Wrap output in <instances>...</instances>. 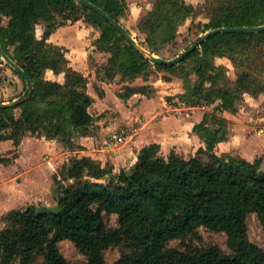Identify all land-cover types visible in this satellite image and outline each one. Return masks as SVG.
Returning <instances> with one entry per match:
<instances>
[{"label":"trees","instance_id":"1","mask_svg":"<svg viewBox=\"0 0 264 264\" xmlns=\"http://www.w3.org/2000/svg\"><path fill=\"white\" fill-rule=\"evenodd\" d=\"M89 1L120 23L129 9L127 0ZM203 8L210 19L204 34L264 25V0H203L198 6L186 0H156L138 30L155 54ZM79 13L101 30L97 49L111 54L103 80L117 75L134 80L152 66L172 70L194 60L197 80H186L185 93L178 97L190 106L217 104L195 126L206 146L185 158L176 151L164 155L161 146L152 143L140 150L129 170L117 174L92 157L72 158L54 174L55 206L32 205L3 214L7 226L0 230V264H34L37 256L44 264H68L59 247L63 240L73 241L88 264H107L106 251L117 245L125 250L114 264H264V248L251 240L248 224L256 214L264 231V170L257 161L215 152L226 139L221 133L227 119L221 114L236 113L246 93L264 92L259 80L264 31L215 34L179 64L166 66L152 63L109 20L79 0H0V44L33 80L31 95L26 85L17 106L0 109V143L13 140L18 146L28 136L62 140L71 138L73 130L89 132L95 118L89 112L93 98L88 79L70 66L63 47L48 42L65 20H78ZM40 22L46 24L42 38L36 35ZM218 57L234 64L235 80L217 64ZM47 70L65 73V82L46 79ZM128 90L145 93L141 87ZM105 214L117 215V226H109ZM201 227L224 232L228 251L218 245L169 246L173 240L198 235Z\"/></svg>","mask_w":264,"mask_h":264},{"label":"rangeland","instance_id":"2","mask_svg":"<svg viewBox=\"0 0 264 264\" xmlns=\"http://www.w3.org/2000/svg\"><path fill=\"white\" fill-rule=\"evenodd\" d=\"M186 1L188 3H193L196 6L203 2V0ZM155 2L156 0H127L129 9L121 17L122 24L132 33L137 43L148 50V45L145 42V34L138 30V26L141 18L154 8ZM77 16L78 20H65L62 24H76L80 30L87 27L95 28V30H92V34L89 35V39L94 38V35L97 34L96 30L101 36V30L87 22L85 13H79ZM209 20L207 10L204 8L199 9V13L195 17H189L180 25L176 38L161 45L155 55L166 59L177 57L204 35L202 29L203 26L209 22ZM41 26H44L43 30L45 31L46 24H44V22H40L36 26V35L40 34L39 30H41ZM97 40L98 39L95 41H89L90 44L93 43V47L92 45L88 47V70L96 71V73L99 70L100 75L98 76L102 78L105 74L104 66L108 65L111 54L109 52L104 53L103 51L98 50V45L96 43ZM63 52L66 54L64 48ZM217 64L226 67L228 76L231 80H235L237 78V69L228 57ZM193 65L194 60L190 59L185 63H181V65H178V67L172 70H163L152 66L144 74L135 78L133 81H138V86L143 88L147 95L154 92L152 89L154 86L152 82H158L160 80H177L182 82L185 88L186 80L193 83L197 80V76L192 70ZM4 68L5 73L2 78V83L9 79L7 75L8 69L13 72L15 70L9 66L8 63ZM14 74L16 73L14 72ZM61 74H63L62 83H64L65 73ZM86 77L89 82L90 77H92V73H89V76ZM259 80L264 86V70L260 73ZM22 81L25 91L27 83L24 80ZM20 97L21 95L19 98ZM167 98L172 100V97ZM179 102L180 103L177 101L178 105L183 107L188 108L190 106L184 104L180 99ZM203 105L205 104L201 103L197 106ZM216 105L217 104H214L213 106L209 105L206 115L213 112ZM186 108H183L182 114L186 112ZM224 113L221 114L222 117H224ZM227 114L232 119L229 120L224 117L227 119V123L221 133V136L226 137V139L219 142L220 144L218 143L215 146V152L223 156L233 155L252 162L257 161L259 162L261 169L264 170V92L258 94L246 93L239 110L236 113L228 112ZM78 133V130H73L71 138L66 136L62 140L56 139L62 144V146L71 152V154L67 156L69 159L68 162H70L74 157H79L77 156L78 153L74 155V151L80 149V146L75 143V140H73L79 136ZM102 144L103 143L99 145L100 150L103 149ZM20 154L19 145L16 149H6V152L0 153V158L6 159V161L0 163V230L7 226V223L3 218V214L10 210L25 209L32 205L38 208L50 209V207L55 206L57 202L54 174L62 167L63 164L57 165V167L51 162L46 164L45 162L47 161V158L43 155L41 157V161L44 165L42 166H37L36 168L27 170L24 164L28 161L29 157L26 156L23 157L22 161L18 162L19 167H11V164H14L20 158ZM2 155H4V157H2ZM99 157L100 156H93V159L99 161L104 166V159ZM105 166L110 167L111 165L110 163H107ZM108 179L109 176L106 177V180ZM105 221L111 227L117 226V215L105 214ZM248 224L251 240L264 248V231L256 214L250 215ZM186 245L201 247L218 245L225 251H228L227 237L225 233L212 231L205 227L199 228L198 235H188L185 238L173 240L169 243L170 247L179 249H185ZM59 247L61 253L67 259L68 264H88L87 257L81 253L73 241L63 240L59 243ZM124 250V246L122 245L112 246L109 248L105 254L107 264H114L115 261L122 256ZM34 264H44V259L41 256H37Z\"/></svg>","mask_w":264,"mask_h":264},{"label":"crops","instance_id":"3","mask_svg":"<svg viewBox=\"0 0 264 264\" xmlns=\"http://www.w3.org/2000/svg\"><path fill=\"white\" fill-rule=\"evenodd\" d=\"M43 29L44 26H41L38 38L42 37ZM92 30L95 28L87 27L80 30L76 24H65L59 26L48 38V42L65 49L66 57L75 70L84 76L92 73L88 93L92 96L93 103L89 107V112L95 120L87 134L78 133L79 136L73 139L80 146V149L74 151V155L78 153L79 157L92 158L100 156L99 158L104 159V166L110 163L113 173L117 174L121 169L129 170L136 163L140 150L152 143L159 144L164 155L176 151L185 158L194 156L200 148L205 147L206 144L195 131V126L203 122L209 105L184 107L186 112L179 116L166 114L172 109V105L180 103L178 96L185 93L182 82L177 80L152 82L154 92L147 95L144 92H129L128 89L139 87L138 81L123 79L121 75H117L111 81L103 80L96 71L88 70V47L93 44L89 41H95L100 37L96 30L94 38L89 39ZM224 59L226 57H218L216 62L220 63ZM7 75L9 79L0 85V102L4 103L18 99L24 93V84L20 76L9 69ZM45 77L62 83L63 74L56 75L54 71L47 70ZM167 97H172V100ZM227 113L223 114L224 117L232 119ZM119 130L130 134L124 149L114 153L102 152L99 145L113 132ZM19 147L20 158L11 164V167H19L18 162L28 156V161L24 164L27 170L44 165L41 161L43 155L47 158L46 164L51 162L57 167L68 162L67 156L71 154L59 141L47 139L45 136L25 137ZM16 148L13 140L0 143V153L6 152V149Z\"/></svg>","mask_w":264,"mask_h":264},{"label":"water","instance_id":"4","mask_svg":"<svg viewBox=\"0 0 264 264\" xmlns=\"http://www.w3.org/2000/svg\"><path fill=\"white\" fill-rule=\"evenodd\" d=\"M81 3L87 5L91 9L97 11L100 13L103 17H105L111 24H113L125 38L131 42L136 48L147 56L150 61L154 64H162L166 66H174L176 64H179L182 62L189 54H191L193 51L198 49L207 39H209L211 36L218 34V33H224V32H246V33H251V32H262L264 31V25L260 26H252V27H224V28H217L208 31L205 33L203 36H201L197 41H195L191 46H189L184 52H182L180 55H178L175 58L172 59H166L164 57L156 56L153 54L150 50L142 47L140 44L137 43L136 39L132 35V33L120 22H118L115 18H113L111 15H109L104 9L101 7L93 4L89 0H79ZM0 55L4 58V60L14 68L20 76L26 81L27 83V90L29 94L31 95L33 92V80L32 78L28 75V73L20 67L4 50L2 45L0 44ZM22 98L14 99L10 102H0V109H5L9 107H14L17 106Z\"/></svg>","mask_w":264,"mask_h":264},{"label":"built area","instance_id":"5","mask_svg":"<svg viewBox=\"0 0 264 264\" xmlns=\"http://www.w3.org/2000/svg\"><path fill=\"white\" fill-rule=\"evenodd\" d=\"M6 61L4 58L0 55V85L2 84V78L5 73V66ZM183 106L181 105H172V109L167 111L166 114H174L176 116H179L183 111ZM130 134H128L126 131H115L112 133V135L107 138L103 144H102V151L104 153H114L115 151H119L124 149V144L129 140Z\"/></svg>","mask_w":264,"mask_h":264}]
</instances>
